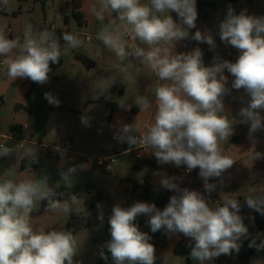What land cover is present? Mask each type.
<instances>
[{
	"label": "clouds",
	"instance_id": "9594fccd",
	"mask_svg": "<svg viewBox=\"0 0 264 264\" xmlns=\"http://www.w3.org/2000/svg\"><path fill=\"white\" fill-rule=\"evenodd\" d=\"M9 0H0V9L7 7ZM90 13L103 22L106 14H115V19L103 24L97 39L112 52L121 63L112 68L128 79V68L121 66L129 57L155 73L159 80L155 88V111L151 123L144 125L140 136L136 122H119L114 138L120 143L136 146L143 143L162 164L186 166V170L199 168L203 187L209 195L217 188L211 183L221 178L230 169L234 160L224 154L222 145L235 134L237 121L226 110L224 99L231 89H243L248 97H240L245 105L240 108L239 123L248 124V139L256 143L255 134L264 130V16L248 15L246 11L235 14L229 7L219 24V37L225 45L235 48L239 55L235 62L214 56L212 64L206 66L203 51L194 47L191 51L177 52V46L186 47L190 41L206 43L210 50L216 48L211 33L200 30L194 34L198 17L196 0H94ZM172 12L177 14L174 19ZM139 43H128L127 37ZM58 37L54 30L35 29L29 25L23 38L10 39L6 26H0V57L7 77L14 81L27 78L38 84L49 80L51 64H58L60 57L82 45L74 32L62 33ZM143 45V47L141 46ZM225 70L234 78L231 89ZM45 99L54 106L60 101L51 93ZM132 104L139 112H148L152 104L146 96L134 97ZM132 104L120 103L125 111ZM81 123L90 127V118L81 116ZM21 154L30 162L38 163L37 149L23 144L8 146L0 143V157ZM254 152L252 159L262 157ZM76 167L61 171L66 187L72 186ZM6 169L0 175V264H75L80 243L71 230L53 228L48 231L33 222L32 213L38 212L41 203L47 210L71 214L73 206L79 204L76 194L64 197L50 187L47 178L32 176L14 178ZM222 183V180H221ZM161 186L175 190L167 206L160 210L155 204L134 202L130 207L116 204L109 217L111 239L105 247L111 253L114 264H155V247L151 237L142 232L137 223L144 215L151 232L162 228L166 233L183 234L195 240L191 257L204 264L221 254L239 253L241 241L249 237V229L240 215L241 204L237 197L225 194L219 203L196 190L180 188L174 178L165 177ZM246 205L264 214V188L249 187L245 195ZM99 207V206H98ZM99 220L103 222V213ZM249 247L264 249V241L257 244L253 238ZM101 256H104L103 251Z\"/></svg>",
	"mask_w": 264,
	"mask_h": 264
},
{
	"label": "crops",
	"instance_id": "0c3cea01",
	"mask_svg": "<svg viewBox=\"0 0 264 264\" xmlns=\"http://www.w3.org/2000/svg\"><path fill=\"white\" fill-rule=\"evenodd\" d=\"M93 3L94 0H9L7 7L0 9V26H6V35L10 39H22L28 26L32 25L35 29L46 27L54 30L56 35L61 37L62 47L64 32L77 33L82 40L79 48L62 55V63L54 71H50L49 80L43 85L27 78L12 81L0 64V130L14 135L13 139L7 140L8 146L19 143L24 147L36 148L38 153V163L30 162L23 154L19 158H16L15 154L0 157V175L9 169L16 179L25 176L35 179L47 178L50 187H66L60 173L69 167H76L71 187L94 185L104 194V198L98 203H95L94 197H89L88 200L78 198L79 204L73 206L79 213L81 209L90 213L96 210L94 212L97 213H93V216L99 214V205L103 213L111 215L116 204L130 207L134 202H141V190L146 184L151 186L153 199L161 193H178L161 186V180L165 177L174 178L180 188L196 190L206 197L199 168L194 169L196 176L186 175L182 173L186 166L162 164L148 148L142 151L143 160L137 162L135 146L120 143L114 138V133L119 127L118 121L127 124L136 122V135L144 131L145 124L151 123L155 111V88L159 80L155 73L132 57L121 65L128 68V79H124L123 74L112 68V65L121 62L97 39V32L103 24L115 19V14H106L103 22L98 21L89 10ZM201 3H196L199 20L196 22V28L190 32H210L215 39L216 48L210 50L206 43L197 44L196 41H191L186 47L178 45L177 52L191 51L198 46L203 51L206 66L212 64L214 56H224L230 50L231 46L225 45L218 34L219 24L225 18L229 7L234 9L235 14L246 11L248 15L264 16V0H201ZM74 13H79L82 17V24ZM171 15L174 19L177 18L175 12ZM86 37L91 40H86ZM128 43L139 42L131 38ZM238 55L236 51L232 62H235ZM2 59L1 57L0 61ZM225 75L228 77L227 86L231 89L234 78L227 70ZM113 84L116 85L115 89H112ZM45 93H51L58 98L59 106L49 104ZM28 94L31 100L30 110L26 108ZM136 96H146L149 99L152 107L148 112H139L138 107L132 104ZM242 96L246 102L248 97L243 89H231V93L224 99L226 110L237 123L234 126L235 134L222 148L224 154L235 162L221 178H214L210 182L217 184L212 193L217 194L221 200L227 193L237 197L241 204L240 215L244 218L249 234L264 236L255 218V214H258L264 224V214L250 209L245 203L249 187L264 188V155L260 159H252L255 151L264 154V130L255 134L256 143L253 145L248 139L250 126L239 123V110L245 106L240 100ZM99 98H104L105 101ZM125 102L132 104L131 110L125 111L119 107L120 103ZM82 115L90 118V127L82 125ZM261 115L264 116V110ZM12 126L21 128L20 137L12 132ZM53 144H62L68 147V150L54 156L46 155L42 145ZM118 151L110 172L104 171L96 163V158ZM134 186L139 188L135 189ZM111 197H114L112 203L109 201ZM105 198L108 200L103 202ZM31 215L37 226H43L48 231L53 228L60 229L62 223L70 219V214L42 211L41 205L39 211ZM147 219V216L141 215L135 221L139 229L146 233ZM183 240V234L169 233L165 244L155 247V264H188L185 256L174 254L175 246ZM104 242H108L107 236L104 237ZM99 250L102 248L96 250L95 254ZM189 258L191 264H200L191 255ZM204 264H239V253L233 251L230 255L224 254L221 260L216 257L205 261Z\"/></svg>",
	"mask_w": 264,
	"mask_h": 264
},
{
	"label": "trees",
	"instance_id": "16d2710c",
	"mask_svg": "<svg viewBox=\"0 0 264 264\" xmlns=\"http://www.w3.org/2000/svg\"><path fill=\"white\" fill-rule=\"evenodd\" d=\"M235 1V0H232ZM196 3L202 4L201 0H196ZM75 17L78 19V22L80 24L83 23L82 17L79 15V13H74ZM199 19L196 20V22ZM191 42V41H190ZM190 42H186L187 45L190 44ZM62 63V56L60 57L59 63L58 64H51V70L54 71L60 64ZM116 85H112V89H115ZM27 100H28V105L27 109L30 110V105H31V100H30V94L27 95ZM99 100L105 101L104 98H99ZM18 108L20 106H17ZM12 132L17 137H20L21 134V128L18 126H12L11 127ZM58 193L63 192L65 193L64 197H58L61 199H67L68 195L70 194H76L79 199H85L88 200L89 197H94L95 203L100 202L104 198V194L102 190L99 188L95 187L94 185H86L84 187H63V186H55L53 187ZM135 189L139 188L137 186H134ZM173 195H179V193L176 194H170V193H161L157 198L153 199L152 197V190L151 186L146 184L144 187H142L141 190V202H147V203H152L155 204L157 208L160 210H163L167 204L170 201V198ZM47 208L46 202L41 203V210L46 211L45 209ZM78 216V213H75L72 211L70 214V219L68 221V229L71 230V222L72 220ZM256 221L258 222L259 228L261 231L264 232V224L260 220V217L258 214H255ZM148 234L151 237L150 243L154 245V247L158 245H164L166 242V239L168 237L169 233H166L165 230L162 228L161 230L152 233L150 226L148 225ZM255 238L257 244H259L261 241H264V236H257V235H249L247 239H243L241 241V247H240V252H239V264H247L250 258L255 254L256 249L255 247H249L250 241ZM195 246V240L191 237H185L184 240L179 242L175 248H174V254L175 255H183L186 257V262L188 264H191V260L189 258V255L191 253L192 247ZM98 264H106V259L101 256V260Z\"/></svg>",
	"mask_w": 264,
	"mask_h": 264
},
{
	"label": "rangeland",
	"instance_id": "374dc122",
	"mask_svg": "<svg viewBox=\"0 0 264 264\" xmlns=\"http://www.w3.org/2000/svg\"><path fill=\"white\" fill-rule=\"evenodd\" d=\"M108 198H105L103 202H106ZM114 197L109 198L111 203L113 202ZM100 206V205H99ZM81 208V206H80ZM73 211L78 212V216H76L71 222V231L74 235H76L78 242L80 243V247L77 255L74 257L75 264H98L101 260V252L103 251L104 256L107 257L106 264H114V261L111 258V253L105 247L106 243L104 242V237H108V241L111 239L108 220L110 215L107 213H103V222L99 220L100 208L98 207L97 211H100L97 216H93V212H85L81 209V213L78 210ZM68 221L62 223V227L60 230H69L68 229ZM50 231V230H49ZM99 250L97 254H95L96 250ZM247 264H264V249H260L256 251V254L250 258Z\"/></svg>",
	"mask_w": 264,
	"mask_h": 264
},
{
	"label": "built area",
	"instance_id": "2783aa9c",
	"mask_svg": "<svg viewBox=\"0 0 264 264\" xmlns=\"http://www.w3.org/2000/svg\"><path fill=\"white\" fill-rule=\"evenodd\" d=\"M46 28V27H45ZM50 30V29H49ZM131 37L130 35L127 37V41H130ZM86 40H91L90 37H86ZM236 49L233 47H230V50L228 51V53L224 56H221V59H227L229 61H232L235 58V53H236ZM1 58V57H0ZM141 134H137V136H140ZM14 135L12 133H3L0 130V143H5L7 142V140L9 139H13ZM42 149L44 151V153L46 155H50V156H54L56 154H59L61 152H64L66 150H68V147L62 145V144H53V145H42ZM147 149V146L144 145L143 143L138 144L135 146V157H136V161L137 162H141L143 160V155H142V151ZM119 153L115 152L112 155L109 156H102V157H98L96 158V163L102 167L104 169V171L106 172H110L111 170V166L112 163L114 162V159L116 157V155ZM169 165H173L171 163H169ZM182 173L189 175V176H196L197 173L195 170H192L191 172H188L186 169L182 170ZM203 183V180H202ZM206 198L210 199L212 204L215 203H219L221 198L215 194V193H211L210 195L208 193H206ZM224 254H221L219 257H217L219 260L222 259Z\"/></svg>",
	"mask_w": 264,
	"mask_h": 264
},
{
	"label": "water",
	"instance_id": "95a60500",
	"mask_svg": "<svg viewBox=\"0 0 264 264\" xmlns=\"http://www.w3.org/2000/svg\"><path fill=\"white\" fill-rule=\"evenodd\" d=\"M205 46H208V45H205Z\"/></svg>",
	"mask_w": 264,
	"mask_h": 264
}]
</instances>
